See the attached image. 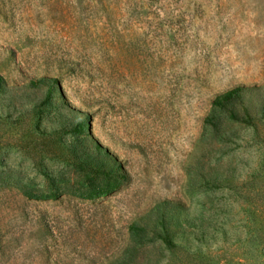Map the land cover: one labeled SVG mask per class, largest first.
I'll use <instances>...</instances> for the list:
<instances>
[{"label":"rangeland","instance_id":"obj_1","mask_svg":"<svg viewBox=\"0 0 264 264\" xmlns=\"http://www.w3.org/2000/svg\"><path fill=\"white\" fill-rule=\"evenodd\" d=\"M0 264H264V0H0Z\"/></svg>","mask_w":264,"mask_h":264}]
</instances>
